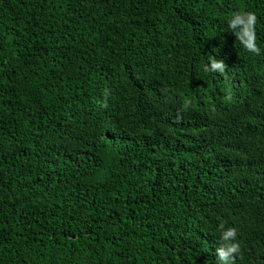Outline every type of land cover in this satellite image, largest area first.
Wrapping results in <instances>:
<instances>
[{
	"label": "trees",
	"instance_id": "1",
	"mask_svg": "<svg viewBox=\"0 0 264 264\" xmlns=\"http://www.w3.org/2000/svg\"><path fill=\"white\" fill-rule=\"evenodd\" d=\"M236 11L264 51V0H0V264H216L222 222L264 264V55Z\"/></svg>",
	"mask_w": 264,
	"mask_h": 264
},
{
	"label": "clouds",
	"instance_id": "2",
	"mask_svg": "<svg viewBox=\"0 0 264 264\" xmlns=\"http://www.w3.org/2000/svg\"><path fill=\"white\" fill-rule=\"evenodd\" d=\"M256 21L254 12L236 11L227 18V31L235 35L236 41H239L247 53L261 56L264 55V51L257 43ZM225 70L226 64L223 59L209 57V62L204 66L206 73L223 74ZM103 106L107 107V104ZM217 231L219 242L215 247L216 264H234L236 256L241 252L238 229L234 226H226V222H222L218 225Z\"/></svg>",
	"mask_w": 264,
	"mask_h": 264
}]
</instances>
